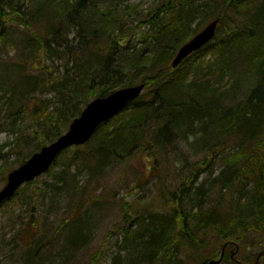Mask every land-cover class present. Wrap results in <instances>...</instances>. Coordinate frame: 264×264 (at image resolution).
I'll list each match as a JSON object with an SVG mask.
<instances>
[{
	"label": "trees",
	"instance_id": "obj_1",
	"mask_svg": "<svg viewBox=\"0 0 264 264\" xmlns=\"http://www.w3.org/2000/svg\"><path fill=\"white\" fill-rule=\"evenodd\" d=\"M87 1L33 0L34 5L22 11L0 0V40H10L5 23L21 26L16 58L0 67L5 79L0 81V99L4 98L0 125L14 126L24 112L39 114L52 131L32 153L60 136L61 125L75 118L90 99L144 83L138 99L103 123L86 143L73 146L61 171L50 173L55 175L56 188L60 191L64 176L73 181V160L95 175L110 160L142 158L150 163L147 170L152 178L163 172V164L173 163L169 144L184 142L195 160L180 170L182 178L173 185L156 176L155 190L163 204L153 212L147 209L150 205L142 207L148 213L147 223L132 204H121L119 219L128 223L123 231L127 240L121 245L126 255L122 260L116 255L110 264H181L198 256H204L198 264H206L205 259L217 256V246L225 240L237 242V258L246 262L242 250L247 245H264V0H209L215 10L206 17L218 18L216 34L176 68L167 62L173 57L168 46L178 48L197 32L191 22L203 6L200 0H160L149 12H139L137 23L150 28L143 33L142 49L129 43L127 7L120 9L119 0H106L103 5ZM148 47L155 56H149ZM165 50L169 55L162 59ZM204 53L213 56L207 67L196 60ZM54 58H65L57 76L47 64ZM189 72L193 76L186 81ZM226 74L229 81L223 88L220 81ZM43 91L55 92L50 111L48 101L40 96ZM23 139L22 143L28 141L29 135ZM29 155L19 152L14 164L20 165ZM10 169L6 163L0 166V184ZM137 171L138 180L146 176L147 171ZM67 194L75 212L65 214L63 222L75 215L71 219L80 229L85 188ZM32 218L24 220L16 214L14 220ZM0 236L1 249L8 243L4 234ZM36 243L22 250L24 264H36L40 254L39 264L45 260L47 253L37 255ZM70 243L67 239L66 246ZM225 259L234 264L228 256Z\"/></svg>",
	"mask_w": 264,
	"mask_h": 264
},
{
	"label": "rangeland",
	"instance_id": "obj_2",
	"mask_svg": "<svg viewBox=\"0 0 264 264\" xmlns=\"http://www.w3.org/2000/svg\"><path fill=\"white\" fill-rule=\"evenodd\" d=\"M8 1L15 4L16 7L20 6L19 9L22 11L27 10V6H32L35 3L32 2L33 0H5V2ZM70 1L72 2L73 0ZM97 1L99 3L107 2L106 0ZM159 1H118L122 3L119 6L120 9L127 7L128 13L124 17L127 24H125V28L130 29L129 31L132 34L129 38V43L136 49L144 48L143 33L150 32V28L147 25H139L137 23V15L139 12L143 14L149 12ZM88 2L90 0L86 3ZM200 2L203 3V6L191 22V29H196V31L204 27L210 20L206 16L212 14L213 10H215V4L209 3V0H200ZM4 27L10 40H0L1 68L7 62V59L16 58V54L20 49L16 40L18 39V32H20L21 26L17 27L14 23H5ZM73 34L74 30H71L69 37L71 38ZM150 39L147 38L146 41ZM170 45L168 47L174 55L177 48L174 49ZM148 48L151 52L149 56H155L156 53L150 47ZM162 55H164L162 59H166L169 52L165 50ZM199 57L196 60L198 62L202 61L205 67L208 65L207 61L213 60V56L207 53ZM64 61L65 58L61 60L54 58L52 61L47 62L51 66L50 69L53 70L54 76L58 75L57 69L61 68ZM167 62L169 64L170 60ZM141 74L137 75V79ZM192 76L193 73L189 72L186 76V81ZM0 81H5V79L0 76ZM228 81L229 77L226 74L220 81L223 88L227 86ZM2 95L3 90L0 89V96ZM40 96L45 99V103L48 101L46 104L49 105V111L52 110L51 105L55 102V92L43 91ZM3 102L4 98L0 99V108ZM70 123L71 121L64 122L61 125L62 131H66ZM7 124L0 125V154L4 155L3 158L0 157V166L6 163L12 169L16 166L14 163L19 152L32 154L31 150L40 144V139L42 137L48 138L51 135L50 131H52L39 114L30 111L24 112L22 116H19L14 126ZM26 135H29V140L22 143L25 140L23 137ZM174 146L176 147L174 150L179 151V155L177 152L172 151ZM39 147L41 148V145ZM72 148L64 150L59 155L60 157L58 156L51 166V172L48 170L35 177L30 184H24L19 193L0 206V235L4 234L5 241L8 243L0 249V264H24L22 261L24 255L21 256L22 250L29 248V244L33 241H37V245H35L37 255L38 251L47 253L45 260L41 261V264H110L116 255L120 256L119 260L124 259L126 253L124 251L121 252V245L127 240L123 236V231L128 227V223L124 224L119 219L120 211H122L121 204L123 202L132 204L136 215H141L143 222L147 223L148 213L143 208L150 205L147 209L149 212H153L155 209H160L163 204L160 192L155 190L156 176L164 177L168 184L173 185L182 178L179 174L180 170L186 166L189 167L195 160V156L191 154L192 149L184 142L181 144L171 142L169 144L168 157H173L174 161L172 164H169V162L163 164V172L154 174L152 178L147 170V166H150V163L146 164L142 158L110 160L107 168L103 172H97L95 175L92 174L91 170L80 167L78 160H73L70 165V172L74 175L73 181L68 176L63 175L65 177L62 185L64 189L61 186L60 191H58L56 188L58 184L54 181L55 175L50 173L61 171L62 166L65 165L66 156L71 154L72 151L70 150ZM11 149L12 151H10ZM218 169L219 167H217ZM137 170L147 171L146 176L138 180ZM54 182L56 185H52L55 184ZM80 187L85 188V196L82 198L83 207L80 209L82 214L79 217L83 222H81V228L79 229L75 228V222L71 219L75 215L68 218L66 222H63V219L69 213L75 212L73 209L75 203L72 196H68L69 192L67 194V190L70 192L76 190L78 192ZM32 207H34V211L31 210ZM16 214L23 216L24 220L29 219L30 216L33 218L30 222L16 223L14 220ZM135 217L137 218V216ZM60 223H63L62 226L59 230H56L55 228ZM132 229H135V225ZM73 233L75 235L70 238ZM66 237L71 241L68 246H66ZM262 239L264 240V238ZM73 240L75 242L72 243ZM252 246L254 245H247L242 250L245 256L249 250H259V248H252ZM198 257L200 258L197 260H190L192 258L187 257L181 264H198V261H201L204 256ZM36 260V264H39L41 254L37 256ZM221 264H228V261L224 259Z\"/></svg>",
	"mask_w": 264,
	"mask_h": 264
},
{
	"label": "water",
	"instance_id": "obj_3",
	"mask_svg": "<svg viewBox=\"0 0 264 264\" xmlns=\"http://www.w3.org/2000/svg\"><path fill=\"white\" fill-rule=\"evenodd\" d=\"M217 24L218 18L209 21L200 31L181 45L172 58L170 66L172 68L176 67L191 53L210 42L215 36ZM143 89L144 84L140 83L116 89L107 96H98L90 100L83 107L79 116L71 121L68 129L62 135L51 143L42 146L24 163L7 173L6 181L0 188V204L12 197L24 183L47 171L61 151L72 145L86 143L101 123L115 116L125 105L136 99ZM227 245H232L229 252L230 259L236 261V264H242L241 261L235 258L238 245L233 241L222 243L218 257L209 259L207 263L220 264ZM263 252L264 250L259 251L258 255Z\"/></svg>",
	"mask_w": 264,
	"mask_h": 264
},
{
	"label": "flooded vegetation",
	"instance_id": "obj_4",
	"mask_svg": "<svg viewBox=\"0 0 264 264\" xmlns=\"http://www.w3.org/2000/svg\"><path fill=\"white\" fill-rule=\"evenodd\" d=\"M257 248H259V250H261L264 248V246L259 244L257 246ZM259 250H257V251H255L254 249L249 250V252L246 253V256L244 257V259H246V262H244V264H264V252L262 254L258 255L257 253Z\"/></svg>",
	"mask_w": 264,
	"mask_h": 264
},
{
	"label": "bare ground",
	"instance_id": "obj_5",
	"mask_svg": "<svg viewBox=\"0 0 264 264\" xmlns=\"http://www.w3.org/2000/svg\"><path fill=\"white\" fill-rule=\"evenodd\" d=\"M61 152H63V151H61Z\"/></svg>",
	"mask_w": 264,
	"mask_h": 264
}]
</instances>
